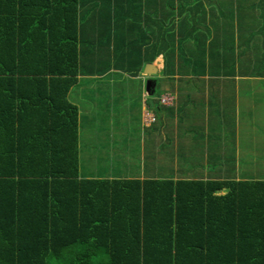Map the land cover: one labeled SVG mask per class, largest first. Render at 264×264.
Wrapping results in <instances>:
<instances>
[{
  "label": "trees",
  "instance_id": "trees-1",
  "mask_svg": "<svg viewBox=\"0 0 264 264\" xmlns=\"http://www.w3.org/2000/svg\"><path fill=\"white\" fill-rule=\"evenodd\" d=\"M79 8L0 0V264H264L262 180L81 178Z\"/></svg>",
  "mask_w": 264,
  "mask_h": 264
},
{
  "label": "crops",
  "instance_id": "crops-1",
  "mask_svg": "<svg viewBox=\"0 0 264 264\" xmlns=\"http://www.w3.org/2000/svg\"><path fill=\"white\" fill-rule=\"evenodd\" d=\"M79 1L78 29L80 37L77 47V60L80 70L77 76V84L69 92V102L76 106L79 111V130L83 121L81 114L85 109H88L91 122H96L98 127L102 125L107 129L105 139L101 134L102 140L96 139L95 145H98V141L101 140L104 146V149L98 152V155L108 154L112 159H115L116 154H123L124 156L129 154L136 157L143 155L144 159H146V148L148 147L149 155L151 154V157L148 156V167L146 165L144 167L141 166L140 174L137 173L136 177H133V172L128 171L130 173V176H128L130 178L128 179L143 181L159 180L167 177L161 176L159 171H152L151 163H153V160L151 158L152 153L155 151L150 146L151 144L146 142L147 140L142 142L140 131L145 130L146 133L148 131L151 137L157 139L156 146L169 147L165 149L166 151L164 150L166 162L185 163L187 167L190 160L186 158L184 152H180L179 146V141L182 138V134L179 131L183 132L181 130L183 127L186 129L181 121L183 116H185L192 123L201 121L204 128L208 131L219 132L221 129L223 131L227 129V134H231L228 133V131H231L230 129L237 130L234 137H237L239 141L245 137L252 141L251 149L256 146V152L259 153L261 160L264 161V106L262 108L263 117L261 113L256 111L258 115H255L258 119L256 124V117L251 113H245L244 117H242V113L238 109L240 102L234 100L240 96L229 95L227 97V94L231 93V89L235 87L236 83L248 85V83L253 82L252 86L261 85L264 89L263 0L255 2L256 11L253 9V0ZM253 11H255L257 19L260 21L259 28L262 31L256 29L257 32H255L253 25H255L256 21L253 20ZM198 14H201V19L196 20ZM59 17L58 13L54 15L56 20ZM195 21L198 24L203 21L204 25L198 34L200 39L198 47L193 38L195 33L194 24H191L188 29L182 30L185 23H194ZM158 23L161 27L164 25L167 27L170 23L173 42H167L166 39H157ZM180 32H182V35ZM176 34L178 39H176ZM175 42L178 43L177 47H175ZM181 42L186 45L180 50ZM180 52L187 58L185 66L207 65L209 69L213 67L215 72L209 70V73L207 72L204 75L200 72H195V75H193L192 72L195 71V68H192L193 71L188 75L187 72L177 73L176 71H179V67L182 65L180 63L182 57ZM171 56L175 58L173 62H169L170 67H172L170 71L173 72L166 74L164 77L154 78L155 76L159 77L165 71L166 58H171ZM202 59L205 62H201ZM229 60L232 62H229ZM147 65H153L157 69V74L152 76L145 74ZM228 67L230 69H227ZM257 68L258 74L253 72ZM163 78L169 88H165L157 101H149L148 96L156 95L158 83ZM189 78L194 79L193 88L196 90H186V95V91L181 89V83H187L190 80ZM101 80L111 81L110 88L112 89H114L115 81L134 82L138 87L134 89L139 91L140 97L135 102L131 98V91H122V89L110 91L104 88L88 90L91 87L90 83ZM149 80L156 81L154 94H150L147 91V81ZM118 88L116 87V89ZM197 91L198 94L194 93ZM96 97L98 98L97 103L90 100ZM129 98L134 102H129L127 100ZM168 98L170 103L167 102L164 105L162 103L163 100H168ZM185 98L188 101L184 102ZM200 110H205V113H201ZM93 115L96 117H93ZM243 123H246V125H243ZM137 125L138 127H136ZM254 126L255 128H252ZM257 129L258 134L261 136L258 139L255 138L254 134ZM126 130H129V132H126ZM168 131L173 133L172 138L167 136ZM232 134H235V132ZM189 135L198 136L197 133ZM87 137L88 134L85 140ZM208 138L209 135L206 140ZM220 138L221 136L218 135L216 141L220 140ZM225 138L229 139L230 136L225 135ZM187 140L190 141L187 138L184 143L185 146L188 145ZM80 142L81 134L79 133V162L83 160L82 151L84 150L81 148ZM141 143L143 144L141 145ZM200 144L201 142H198L196 145ZM204 145L207 148L205 157L208 161L211 160L214 163L233 162L236 165L237 161L235 162V159H221L227 153L224 148H221V151H223L221 157L217 158L213 154L212 146L216 145L215 141L212 145L208 142ZM119 147L125 148L120 149ZM89 149H91V146ZM175 153L178 159L174 158ZM259 155H256L254 160L251 161L252 165H255V162L259 163ZM209 157L212 159H209ZM121 160L123 161L122 158ZM162 161L164 162L163 159ZM194 161L193 159L189 163V167L194 166L191 164ZM232 166L229 168L233 169ZM234 167L236 174H233L234 176L231 178L224 175L225 171L219 172V176L216 177H212L211 172L204 176V172L198 171L197 168V171L196 169L191 171L192 176L186 177L173 174L165 179L174 181L253 180L254 175L247 180L248 177L242 178L245 172H237L239 167L237 165ZM214 169H216V166H214ZM262 175V179H264V174ZM126 177V172H124V177H121L120 171L113 169V172H109L102 179H126ZM81 178L98 179L93 177L84 178L83 176ZM222 194L218 193L217 195Z\"/></svg>",
  "mask_w": 264,
  "mask_h": 264
},
{
  "label": "rangeland",
  "instance_id": "rangeland-1",
  "mask_svg": "<svg viewBox=\"0 0 264 264\" xmlns=\"http://www.w3.org/2000/svg\"><path fill=\"white\" fill-rule=\"evenodd\" d=\"M249 1V0H248ZM258 0H253V9L256 11L257 7L255 6V2H257ZM264 1V0H263ZM160 5V3H159ZM246 6H248V4H246ZM161 7V6H160ZM151 11V10H150ZM255 11H253V20L256 21L255 25H253V27L255 28V32L256 29L261 30L260 27V21L259 19H257L256 14L254 13ZM201 14L197 15V19H201ZM191 24H194V34H193V38H194V42L197 43V47L200 44V39L198 34L201 31V28L204 26L203 25V21H200L199 24L195 21L194 23L191 22H187L185 23V26L182 30H186L188 29ZM171 25L169 23V25L166 27V25H164L163 27H161L158 23V32H157V39H166L167 42H173L172 39V35H171ZM262 31V30H261ZM180 34L182 35V32H180ZM177 37V34H176ZM178 39V37L176 38ZM199 39V40H198ZM176 41V40H175ZM181 45L179 46L180 50L182 49V47H185L184 43H180ZM178 46V43L175 42V47ZM182 54V52H180ZM256 54V53H254ZM234 57V56H233ZM175 58H173V56H171V58H166V66H165V71L160 74L159 77L155 76L154 78H160V77H164L166 76V74L168 73H172L173 71H170V69L172 67H170L169 62H173ZM187 61V58L184 54H182L180 63L182 64L179 67V71H176L177 73H183V72H187V75L193 71L192 68H195V71L192 72L193 75H195V72H200L202 75H204L205 73H209V70L211 72H215V69L213 67H211L209 69V67L207 68V65H197V66H185V62ZM201 62H205V60H201ZM229 62H232L231 60H229ZM238 68V67H237ZM227 69H230L229 67ZM254 73L258 74V68L253 71ZM201 75V76H202ZM178 79V78H175ZM190 80L187 81V83L182 82L181 84V89H183L184 91H193L196 90L193 88V81L194 79L189 78ZM154 81V80H153ZM111 81H106V80H101V81H95L90 83L91 87L88 88V90H96L97 88H104L105 90H120L122 89V91H127L132 93V99L137 102L138 98L140 97L139 91H137L134 88H138L134 82H129V81H122V82H118L115 81V86L114 89L110 88V83ZM233 83V82H232ZM176 85V83H174ZM178 84V83H177ZM252 83H248V85L245 84H241V83H236L232 89H231V93L227 94V97L230 96H240L234 100H238L240 102V106H238V109H240L241 113H242V117H244L245 113H251L252 115H254V117H256V111L261 113V116L263 117V111L262 108L264 106V89L263 87H261V85H253ZM116 87H119L118 89H116ZM165 88H169V86L166 85V80L163 78L160 79L159 83H158V88L156 91V95L155 96H148L149 101H157V99H159V97L163 94ZM198 89V88H197ZM230 90V88H229ZM187 91H186V95H187ZM196 94H198L197 92H194ZM199 96V95H198ZM131 98L127 99L129 100V102H134L132 100H130ZM91 101H95V103H97L98 98H92L90 99ZM170 101V99L168 98V100L164 99L162 103H164V105H166V103ZM188 101L187 98H185L186 102ZM183 102V103H184ZM170 103V102H168ZM107 105V104H106ZM260 106V109H259ZM256 108V109H255ZM201 113H205V110H200ZM83 116V121H82V127L79 130V133L81 134V148H83L84 150L82 151L83 154V160H81L80 164H81V172L80 175L83 176L84 178L87 177H93V178H98V179H102L104 178L105 175H107L109 172H113V169H117L120 171V176L124 177V172H126V179L130 178L128 176H130V172H133V177H136V174L139 173L141 171V166H147L149 165V157H151V154L149 155V149L148 147L146 148V152H147V157L146 159H144V156L140 155L139 157L136 156H130L128 155H117L115 156V159H112L110 156H108V154H100L98 155V152L102 151V149H104V146L102 145V137L105 139V134L107 133V129H105L104 126L100 125V127H98V123H93L90 121V116L88 113V109H85V111H83V113L81 114ZM258 116V115H257ZM93 117H96L95 115H93ZM261 117V118H262ZM182 123L185 125L186 129H181L182 131H179V133L182 134V138L179 141V146H180V152H184V155H186V158H188L190 160V162L193 161V159L195 160L193 164L194 166H190L189 167V163L188 166H185V163H178V162H166L165 160V149L169 148V147H161V146H156L155 143L157 142L155 138L151 137L150 133L147 131V133L145 132V130H141V140L143 142V140H147L146 142H149V144H151L150 146L153 147L154 149V153H152V158L151 160H153L152 164V171L154 172H158L161 176H167L170 177L173 174L174 175H180V176H192L193 174L191 173V171L193 169L198 168V171L201 170L203 171V175L207 176L208 172H211V176L212 177H216L219 176V172L221 173L222 171H225V176L231 178L233 177L236 172H235V167L234 166H238L239 168H237V172L242 171L245 172V174L242 176V178H246L248 177L247 180H249V177H251L252 175H254L253 180H264L262 179L264 174V161L261 160L259 153L256 152L257 147L254 146L252 149V141H249L248 138H242L240 141L237 137H234V135H236V131L234 129H230L231 131H228V133L231 134H227L226 130L223 131V129H221L219 132L216 131H211V130H207L206 128H204L203 123L200 121H198V123L193 122L190 119H187L185 116H183L182 118ZM256 124L258 122L257 117L255 118ZM192 123V125H190ZM255 124V126H256ZM139 125V124H138ZM138 125L136 127H138ZM243 125H246V123ZM252 127V128H255ZM141 128V126H140ZM142 129V128H141ZM216 130V129H215ZM126 132H129V130H126ZM235 134H232L234 133ZM175 133V132H174ZM197 133L198 136L193 137L189 134H195ZM88 134L87 139L85 140L86 135ZM102 137H101V135ZM146 134V136H144ZM180 134V135H181ZM188 134V135H186ZM255 134V138L258 139L259 137L261 138V136L258 134V129L257 131H254ZM209 135L208 140H206L207 136ZM220 135L221 138L220 140L216 141V137ZM225 135L230 136L229 139L225 138ZM167 136L169 137H173V133L168 131ZM202 136V137H201ZM246 136V135H244ZM99 138L101 139L100 141H98V145H95L96 139ZM189 138L190 141L187 140L188 145L185 146L184 143L186 141V139ZM222 139V140H221ZM177 137L175 139V143H176ZM215 141V146L213 148V154L219 158L221 157V155L223 154V151H221V148L226 149L227 153L221 158V159H225V158H232L235 159V162L237 161L236 165L235 163L231 162H212L211 160H207V158L205 157V151H206V146L204 144H206L207 142L212 145V143ZM93 142V144L91 145V143ZM198 142H201L200 145H196ZM236 142V143H235ZM204 143V144H202ZM143 143H141L142 145ZM91 146V149H89ZM226 146V147H225ZM120 149H124L125 147H119ZM89 149V150H86ZM118 149V148H117ZM254 149V151H253ZM165 150V151H164ZM238 150V151H237ZM261 150H262V146H261ZM228 152H230V154H228ZM260 152V151H259ZM228 154V155H227ZM212 155V153H211ZM259 155V163L255 162V165L251 164V161L254 160L255 156ZM119 158V159H117ZM121 158L123 159V161L121 160ZM175 159H178V156L175 153L174 156ZM263 158V156H262ZM162 159L164 160V162L162 161ZM209 159H212L211 157H209ZM106 160V161H105ZM263 162V163H262ZM243 163V164H242ZM167 167V169H165V167ZM214 166H216V169H214ZM232 166L233 169H230L229 167ZM179 168V170H177ZM127 170V171H126ZM97 171H99V173H97ZM174 171V172H173ZM231 171V172H230ZM233 172V173H232ZM214 173V174H213ZM223 174V173H222ZM234 174V175H233ZM167 177H163L167 178ZM224 189H228V188H224Z\"/></svg>",
  "mask_w": 264,
  "mask_h": 264
},
{
  "label": "water",
  "instance_id": "water-1",
  "mask_svg": "<svg viewBox=\"0 0 264 264\" xmlns=\"http://www.w3.org/2000/svg\"><path fill=\"white\" fill-rule=\"evenodd\" d=\"M145 74L147 75H155L157 74V69L153 67V65H147L145 68ZM155 86H156V81L149 80L147 81V91L150 94H154L155 92ZM152 91V92H151Z\"/></svg>",
  "mask_w": 264,
  "mask_h": 264
}]
</instances>
